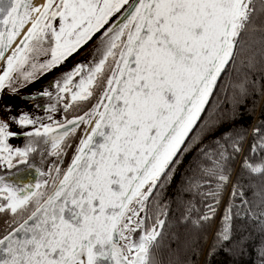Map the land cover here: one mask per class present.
Returning <instances> with one entry per match:
<instances>
[{
    "label": "snow or ice",
    "instance_id": "1",
    "mask_svg": "<svg viewBox=\"0 0 264 264\" xmlns=\"http://www.w3.org/2000/svg\"><path fill=\"white\" fill-rule=\"evenodd\" d=\"M257 35L264 57V0H0V166L16 168L11 180L0 175V264H161L153 250L161 247L165 220L157 215L147 227L148 205L159 206L192 152L185 190L215 203L192 219L189 202L183 221L211 228L231 184L207 255L242 251L253 231L264 235V127H253L247 155L243 132L201 146L220 119L213 118L215 104L203 117L215 90H238L236 103L247 94ZM75 57L83 61L54 84L21 95ZM238 60L248 70L244 81L220 84L226 73H240ZM51 87L65 112L98 99L83 115L51 124L12 102L51 100ZM93 121L66 169L45 173L29 160L41 143L60 157L71 147L68 138ZM18 134L29 143L13 150L7 141ZM33 169L48 179L32 183ZM194 244L184 242L196 253ZM257 254L264 264V242Z\"/></svg>",
    "mask_w": 264,
    "mask_h": 264
},
{
    "label": "trees",
    "instance_id": "2",
    "mask_svg": "<svg viewBox=\"0 0 264 264\" xmlns=\"http://www.w3.org/2000/svg\"><path fill=\"white\" fill-rule=\"evenodd\" d=\"M252 45L256 63L254 68L248 72L249 82L245 85L247 94L239 98V103H236L232 97L234 91L238 93V90L231 87H228L226 91H221L219 87L215 90V94L211 97L207 106L208 110L203 114V117L204 119L208 118V111H212L215 104L217 109L213 118L220 117V119L213 130L205 134L201 146H211L215 140H221L223 143L222 137L243 132L246 134L245 154L247 155L248 146L253 140V127H264V57L261 55L259 35L252 38ZM240 60L247 64V53L242 54ZM240 60L237 62V67L241 68L240 73L233 71L230 77L226 73V79H222L219 82L220 84H228L229 81L232 84H239L244 81L243 74L248 70L241 67ZM204 119H201L200 123H204ZM195 156L196 152H192L184 157L173 182L163 190L162 195L159 197V206L154 200L149 202L147 215L150 219L147 221L146 226L151 227L157 215L160 219L165 220L164 238L161 241V247L153 250L157 259L161 264H261L257 248L264 242V235L256 231L252 232L251 238L244 245L242 251L234 249L231 253H227L221 250L212 257L207 255L215 229V222L220 219L228 206L231 184L222 196L221 203L217 207V216L214 218L211 228L205 226L202 229H197L191 225L190 220L183 221L182 217L185 208L189 206V202L193 208L192 219L206 212L207 205H214L215 203L211 198L204 197L195 190H185L187 187L185 178L192 175V172L189 171V164ZM235 181L236 177L233 176V182ZM242 183L245 185L248 196L251 197V191L247 190V180ZM210 187L214 189L215 184L205 185L200 191L207 192ZM235 203L239 205V199ZM164 212H167L166 216L163 214ZM173 235L179 237V242L172 239ZM205 236L207 239H205ZM186 240L195 241L193 247L197 249L196 253L192 251V248L184 246Z\"/></svg>",
    "mask_w": 264,
    "mask_h": 264
},
{
    "label": "flooded vegetation",
    "instance_id": "3",
    "mask_svg": "<svg viewBox=\"0 0 264 264\" xmlns=\"http://www.w3.org/2000/svg\"><path fill=\"white\" fill-rule=\"evenodd\" d=\"M81 61V60H76ZM75 62V61H74ZM73 62V63H74ZM73 63L66 66L69 68ZM66 68V69H67ZM65 69V70H66ZM43 85H48L49 83L47 81L41 83ZM40 84V85H41ZM39 86L35 87V89L27 94V96H31L35 94ZM28 88H24L21 90V92H27ZM41 91L43 89H40ZM50 91L53 92V98L50 100L46 96H37L35 101L25 100L24 105L21 107L25 111L29 113V115L32 118L40 117L43 123L51 124L52 121L57 122H63L66 119H73L77 115H83L85 111H88L92 104L96 103L98 96L96 98L91 99L89 102L81 103L79 106L74 105L73 108L69 109L67 112L64 111V101L57 102L56 100V89L55 87L49 88ZM15 103L14 101H12ZM16 104V103H15ZM56 105V111L55 112H46L45 109H47L50 105ZM48 116L52 117V120L48 119ZM37 127L39 125H36ZM16 127V128H15ZM33 126H28L24 129V131H31ZM88 125H81V127L77 130V135L71 136L68 138L67 143L71 145L70 148H66L63 153H61L60 157H57L55 155H48V152L51 151V145H44L41 144L37 146V150L35 152H32L29 154V160L35 164L36 168H39L41 171L47 173L49 168H52L54 166H59L62 169H65L71 160L76 146L79 144V139L82 138L84 132L86 131ZM10 131L20 133L19 127L16 125L11 126ZM7 143L14 149H24L28 143L29 138L24 137L20 140H15L13 137H11ZM24 144V145H23ZM48 148L47 155L46 151H42V149ZM16 171V168L9 169L6 165L0 166V175L5 176L6 178H9L11 180L12 173ZM55 175V173H52ZM30 175L34 177L32 180V183H35L37 180H45L48 179V176H40L35 169H33L30 172Z\"/></svg>",
    "mask_w": 264,
    "mask_h": 264
},
{
    "label": "water",
    "instance_id": "4",
    "mask_svg": "<svg viewBox=\"0 0 264 264\" xmlns=\"http://www.w3.org/2000/svg\"><path fill=\"white\" fill-rule=\"evenodd\" d=\"M32 2H33V4L34 5H41V4H43L44 3V0H42V2H40V0H32ZM30 26V25H29ZM27 27L28 26H26L25 28H24V30L23 31H27ZM15 43H19V38L16 40V42ZM15 43L13 44V47H15ZM76 60H81V61H83V57H75L74 59H70L69 61H67L63 66H62V68L61 69H59V70H55V71H53V73H51V74H48V75H45L44 77H42L39 81H38V83L37 84H34V85H30V86H28L29 88H28V91L25 93V92H21V95H25V96H27V94L29 93V92H31V91H33L34 89H35V87H37V86H39L41 83H43V82H45V81H47L49 84H54V78L55 77H57L58 75H59V73L61 72V71H64L67 67L66 66H68V65H70L71 63H73L74 61H76ZM14 102L16 103V105H18V106H23L24 105V102H25V100H20V99H15L14 100ZM94 125V121H93V124H90V125H88V127H87V129H86V131L84 132V134H83V136L82 137H84L86 134H87V132H90L91 131V127ZM16 128V127H15ZM20 130V129H19ZM21 131V130H20ZM25 136H23V135H20V134H18V135H16V136H14L13 138L15 139V140H20V139H23ZM24 145V144H23ZM40 145V144H39ZM41 145L42 146H44V144L43 143H41ZM47 150H48V148L46 147L45 149H42V151H46V155H47ZM38 151V150H37ZM75 153V152H74ZM72 159V158H71ZM71 163V160L69 161V163L68 164H70ZM68 166V165H67ZM67 168V167H66ZM65 168V169H66Z\"/></svg>",
    "mask_w": 264,
    "mask_h": 264
},
{
    "label": "bare ground",
    "instance_id": "5",
    "mask_svg": "<svg viewBox=\"0 0 264 264\" xmlns=\"http://www.w3.org/2000/svg\"><path fill=\"white\" fill-rule=\"evenodd\" d=\"M40 2H42V0H40Z\"/></svg>",
    "mask_w": 264,
    "mask_h": 264
}]
</instances>
